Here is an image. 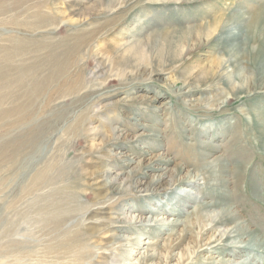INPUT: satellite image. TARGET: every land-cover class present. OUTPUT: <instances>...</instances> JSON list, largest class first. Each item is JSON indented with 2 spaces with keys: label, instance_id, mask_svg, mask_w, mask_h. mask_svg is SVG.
Instances as JSON below:
<instances>
[{
  "label": "rangeland",
  "instance_id": "rangeland-1",
  "mask_svg": "<svg viewBox=\"0 0 264 264\" xmlns=\"http://www.w3.org/2000/svg\"><path fill=\"white\" fill-rule=\"evenodd\" d=\"M262 7L0 0V264H264Z\"/></svg>",
  "mask_w": 264,
  "mask_h": 264
},
{
  "label": "bare ground",
  "instance_id": "bare-ground-1",
  "mask_svg": "<svg viewBox=\"0 0 264 264\" xmlns=\"http://www.w3.org/2000/svg\"><path fill=\"white\" fill-rule=\"evenodd\" d=\"M261 11H264V7L261 8V10L257 11L258 12V16L255 17L259 18L260 17V13ZM227 23H225L222 27V29H220V33L217 35L218 37L220 36H225L227 34V32L229 33L228 35H231L234 33V31L236 30L234 26H227ZM261 60L259 62V68L260 70L262 69V71L258 72V75L262 76L261 74H263L264 72V49L261 52ZM231 65V59H226L224 60L223 64L221 63V65L218 68V75H223L229 68V66ZM258 81V80H257ZM241 86V87H240ZM239 88H242V85H239ZM262 89H264V86L257 85L249 88V89H242L239 92V97H237L238 99H244V98H251L252 95H255V93L260 92ZM237 99V100H238ZM242 169V168H241ZM236 171H239L238 169H235ZM224 199V198H223ZM226 199H224L223 201H225ZM101 207H99V209H101ZM102 210V209H101ZM95 211V210H92ZM101 212V211H99ZM222 215L219 217V219L217 220V222L215 224H227V223H232L233 219L235 218V216L233 214H231V212L228 211V209H225V211H223L221 213ZM99 214L97 212H90V217L87 218L88 222L84 224V226L87 228H94L95 230L100 229L101 226L104 225V223H102V218L98 217ZM169 225H174L173 222L168 223ZM214 224V226H215ZM219 227V226H218ZM222 234V233H221ZM246 234L245 236L248 235V231L247 228L244 226L243 223H236L233 225V227L227 231V232H223V234L220 236V238H218L217 240H215L214 242H216V245H223L224 242H226L229 239H233V240H237L236 242H232V248L233 249H244V248H249V249H257L258 247H263L264 248V238L260 237V236H255V235H251L248 236V238L246 240H243V235ZM209 245V243H206ZM225 244V243H224ZM145 257L142 258V260L140 261L141 264H150L151 259L153 258L154 254H144Z\"/></svg>",
  "mask_w": 264,
  "mask_h": 264
}]
</instances>
